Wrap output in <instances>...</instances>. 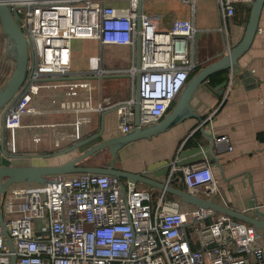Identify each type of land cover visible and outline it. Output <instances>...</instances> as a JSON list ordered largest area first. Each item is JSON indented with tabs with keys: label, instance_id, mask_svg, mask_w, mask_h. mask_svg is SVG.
<instances>
[{
	"label": "built area",
	"instance_id": "1",
	"mask_svg": "<svg viewBox=\"0 0 264 264\" xmlns=\"http://www.w3.org/2000/svg\"><path fill=\"white\" fill-rule=\"evenodd\" d=\"M178 1L189 4L192 19H175L169 29H162L157 16L142 8L137 13L138 0H0L12 12L28 53L26 82L0 110L4 148L6 131L18 128L22 115L37 111L30 103L43 90L59 95L52 100L56 111L74 113L76 125L86 122L88 111L115 110L117 130L126 134L134 128L133 84L138 75L139 127L159 121L196 65L191 55L198 32L193 22L196 0ZM252 1L216 0L219 26L205 31L227 38L235 5L250 6ZM85 39L96 41L99 50L127 47L129 65L104 68L101 56L95 55L88 58L86 71H72V42ZM121 75L132 83L130 96L93 105L90 78L100 82ZM1 77L0 88L6 82ZM231 84L229 71L226 91ZM176 175L191 195L213 200L220 194L207 163L182 165L174 157L163 184L170 185ZM166 194L161 189L152 199L132 182L98 173L66 174L46 184H13L0 200L10 238L9 246L0 227V264H11V257L14 264H264V240L254 226Z\"/></svg>",
	"mask_w": 264,
	"mask_h": 264
},
{
	"label": "crops",
	"instance_id": "2",
	"mask_svg": "<svg viewBox=\"0 0 264 264\" xmlns=\"http://www.w3.org/2000/svg\"><path fill=\"white\" fill-rule=\"evenodd\" d=\"M178 2L174 0L175 7L170 9L173 16L165 22L166 27H170L175 19H192L189 4ZM196 2L193 7V22L198 32L191 45V55L196 64L193 70H199L215 62L239 41L244 32L248 7L242 5L243 8H240L228 22L227 38H225L219 32L205 31L219 26L217 7H212L210 17L209 13H204L203 8L196 14ZM0 37H2L0 43L3 45L0 73L1 79L6 81L12 71L13 60L5 54L6 37L1 26ZM82 41L74 40L71 45V70L74 72L86 71L88 68V64L81 69L77 67V64L72 63V56L81 46ZM111 48L113 47L107 49ZM122 48L113 50L118 54L126 51L128 57V48ZM91 56L95 55H88L87 61ZM101 59L102 67L111 66L112 58L101 57ZM227 71V76L229 71L232 74V84L228 91L225 85L222 94L217 97L200 85L190 98L189 107L201 117L202 123L194 117H189L150 139H141L128 144L118 152L117 161L111 158L110 166L118 165L125 171L144 173L146 177L164 183L169 163L174 157L182 165L207 163L220 187V194L213 197L214 202L253 216L254 211L250 208V203L254 201L258 211L264 214V6L249 49L238 59L237 65ZM90 81L94 86L91 93L93 105L125 100L132 91L129 85L132 83L127 76H105L101 79V86L95 77H91ZM106 82L119 83L117 88H113L111 83L106 85ZM178 95L172 101L170 108ZM81 97H84V94ZM59 98L57 93L43 90L31 101L30 105L37 111L22 115L19 127L13 131H6L7 146L4 148V153L0 148V164L58 165L79 152H69L48 158H42L41 155L68 148L75 142L72 138L75 135L82 139L101 133L91 143L93 144L120 134L117 130L115 110L88 111L84 114L86 122L76 125L77 116L74 113L56 111V104L52 103V100H59ZM201 130L208 132L212 137H219L215 140L211 151H209L210 143ZM39 137H49V140H37ZM188 140H190L189 144H186ZM190 142L193 143L190 144ZM86 147L87 145L80 149ZM10 155L15 156L9 159ZM87 162H89L88 159L81 165H93ZM98 165L100 164L93 166ZM170 185L176 188L182 187L181 189L185 190L177 175ZM136 187L148 191L152 199L160 190L144 183H136ZM166 195L168 198L174 197L169 193ZM256 234L258 238L264 240V230L256 229Z\"/></svg>",
	"mask_w": 264,
	"mask_h": 264
},
{
	"label": "water",
	"instance_id": "3",
	"mask_svg": "<svg viewBox=\"0 0 264 264\" xmlns=\"http://www.w3.org/2000/svg\"><path fill=\"white\" fill-rule=\"evenodd\" d=\"M264 6V0H253L250 4L248 16L244 26V32L241 35L239 41L222 57L215 62L209 63L203 68L199 69L194 75H192L184 87L181 89L175 103L166 112L163 117L155 124L139 127V78L135 76L133 84V95L135 98V122L134 128L126 133L119 134L106 139L95 141L101 133H96L90 136H86L82 139L75 135L72 138L75 142L66 149L53 151L49 154L41 155L42 158L57 157L69 152H79L70 159L58 165H4L0 164V200L6 190L13 184H46L53 181L60 180L63 175L66 174H78V173H98L115 176L120 180H126L136 183H144L156 187L158 189L165 190L167 193L178 198L182 203L202 209H210L216 213H222L232 217L233 219L244 221L256 229L264 230V214L259 212L254 205V201L250 203V208L253 209L254 215L249 216L242 212L236 211L229 207L220 205L211 199H205L200 196L191 195L181 188L173 187L172 185H164L163 183L156 182L149 177H146L144 173H133L125 171L115 166H87L81 165V163L89 157L98 155L102 150L106 149L108 154L114 161H117L118 152L125 148L128 144L136 142L141 139H150L153 136L162 133L169 128L175 126L186 118L194 117L200 123L202 119L195 114L189 107V101L194 93L195 89L203 85L211 93L219 97L222 94V89L226 85V80L222 81L216 87L212 88L208 84V78L211 74L220 70H229L232 66L237 65L238 59L249 49L254 36L256 34L259 22V16ZM142 1L137 2V13L141 12ZM0 26L2 32L6 37V49L5 54L7 57L13 60V68L10 76L0 88V110L11 104L15 98L19 95L20 90L23 88L26 82L27 72V43L21 30L19 29L12 12L8 7L0 3ZM140 64V39L137 37L135 45V66L139 67ZM124 76V75H121ZM77 131V130H75ZM1 151L4 153V130L1 127ZM201 133L209 141V151L212 150L215 144V140L219 137H212L208 132L201 130ZM84 149H80L86 146ZM15 155H12V157ZM7 157V156H6ZM8 156L9 159L12 158ZM17 157H20L17 155ZM16 158V157H14ZM1 208V205H0ZM0 227L4 238L10 246V238L7 235L3 223L2 215L0 211ZM15 263V258L11 257V264Z\"/></svg>",
	"mask_w": 264,
	"mask_h": 264
},
{
	"label": "rangeland",
	"instance_id": "4",
	"mask_svg": "<svg viewBox=\"0 0 264 264\" xmlns=\"http://www.w3.org/2000/svg\"><path fill=\"white\" fill-rule=\"evenodd\" d=\"M180 3V2H178ZM174 0H143L142 2V10L144 13L147 15H152V16H157L159 18L160 22V27L162 29H169L170 27L165 26V22L170 16H173L171 14L170 9L174 8ZM212 7L215 8L217 7L216 0H197L196 5H195V12L196 14L199 12L201 8H203L204 13H209V17L211 16V10ZM2 37H0V40ZM1 42V41H0ZM81 46L78 48V50L75 51V53L72 56V63L77 64L78 68H84L87 64V56L94 54L96 56H101L104 57V59H109L111 62L110 67H104V68H115V67H127L129 65L128 60L126 59V51L124 53L118 54L116 53L113 49L115 50H120L123 49L122 47H114L111 49H107L109 47H103L101 50L98 48V44L94 40L90 39H85L81 43ZM0 57H3V45L0 43ZM119 59V61H118ZM117 79L116 77H114ZM119 80V79H118ZM101 82V81H100ZM99 82V86H101ZM111 83L110 85L113 88H117L118 83L117 82H106V85ZM117 83V84H116ZM102 85H105V80H102ZM130 85V90L132 85ZM90 163L93 165H96L97 163L99 164H105V166H110L112 165V159L111 157L106 153V151H102L100 155L96 156L95 159H90L88 160Z\"/></svg>",
	"mask_w": 264,
	"mask_h": 264
},
{
	"label": "trees",
	"instance_id": "5",
	"mask_svg": "<svg viewBox=\"0 0 264 264\" xmlns=\"http://www.w3.org/2000/svg\"><path fill=\"white\" fill-rule=\"evenodd\" d=\"M249 7H250V6H248V7L246 8V9H247V16H248ZM240 8H243L242 4H236V5H235V13H236ZM197 71H198V69L193 70V71L189 74L188 79H189L192 75H194ZM227 72H228L227 70H220V71H217V72L211 74V75L209 76V78H208V84H209L212 88L216 87V86H217L218 84H220L222 81L226 80V78H227ZM10 74H11V73H10ZM189 141H190V140H188L186 144H189ZM191 143H193V142H190V144H191ZM179 187H180V186H179ZM180 188H182V187H180Z\"/></svg>",
	"mask_w": 264,
	"mask_h": 264
},
{
	"label": "flooded vegetation",
	"instance_id": "6",
	"mask_svg": "<svg viewBox=\"0 0 264 264\" xmlns=\"http://www.w3.org/2000/svg\"><path fill=\"white\" fill-rule=\"evenodd\" d=\"M102 151H106V153L108 154V152H107V150L106 149H104V150H102ZM109 155V154H108ZM110 156V155H109ZM94 156H92V157H89V158H87L88 160L89 159H92ZM96 157V156H95ZM89 166H93V165H89ZM98 166H105V164H100V165H98Z\"/></svg>",
	"mask_w": 264,
	"mask_h": 264
}]
</instances>
